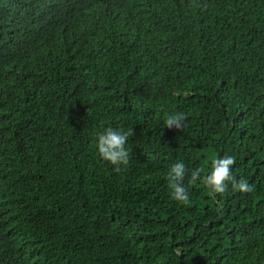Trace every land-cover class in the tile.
<instances>
[{
  "label": "trees",
  "instance_id": "1",
  "mask_svg": "<svg viewBox=\"0 0 264 264\" xmlns=\"http://www.w3.org/2000/svg\"><path fill=\"white\" fill-rule=\"evenodd\" d=\"M102 1L0 0V264H264V0ZM225 155L252 191L189 183Z\"/></svg>",
  "mask_w": 264,
  "mask_h": 264
},
{
  "label": "clouds",
  "instance_id": "2",
  "mask_svg": "<svg viewBox=\"0 0 264 264\" xmlns=\"http://www.w3.org/2000/svg\"><path fill=\"white\" fill-rule=\"evenodd\" d=\"M33 82L36 83L37 79H33ZM34 91L36 92L38 99L47 98V95L49 94V91H45L46 96H44L43 91L38 87H36ZM186 124L187 117L182 112L169 114L165 119V125L170 129H185ZM133 135V128L125 130L123 127L113 128L110 126L97 134L96 148L99 156L103 160L116 166L114 170L117 172L121 170V165L127 166L129 163V152L125 145L127 144L129 137ZM235 163L236 158L230 155L213 158L211 160V171L202 177V168L191 170L189 183L200 181L210 189L212 194L225 193L229 182H231V186L234 190H239L241 192L252 191L253 186L250 185L247 180L243 178L237 180L233 175L232 167ZM188 173L189 169L185 163L183 161H177L171 165L170 170L166 174L168 187L172 190V197L184 205L191 204L189 192L183 184L185 176Z\"/></svg>",
  "mask_w": 264,
  "mask_h": 264
},
{
  "label": "rangeland",
  "instance_id": "3",
  "mask_svg": "<svg viewBox=\"0 0 264 264\" xmlns=\"http://www.w3.org/2000/svg\"><path fill=\"white\" fill-rule=\"evenodd\" d=\"M105 2L109 3L112 7H113V12L117 15H119L121 13V5H119L115 0H104L102 1V3H100L101 5H103ZM50 82V81H49ZM47 86H51L50 83H48ZM48 91V90H46ZM35 92V91H34ZM36 94V92H35ZM37 96V95H36Z\"/></svg>",
  "mask_w": 264,
  "mask_h": 264
}]
</instances>
